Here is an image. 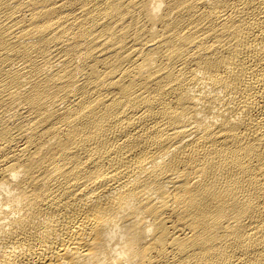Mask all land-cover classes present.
<instances>
[{
	"label": "bare ground",
	"instance_id": "1",
	"mask_svg": "<svg viewBox=\"0 0 264 264\" xmlns=\"http://www.w3.org/2000/svg\"><path fill=\"white\" fill-rule=\"evenodd\" d=\"M0 264H264V0H0Z\"/></svg>",
	"mask_w": 264,
	"mask_h": 264
}]
</instances>
